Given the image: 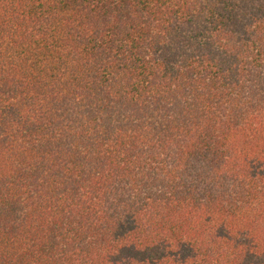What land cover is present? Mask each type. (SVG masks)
Segmentation results:
<instances>
[{"label": "trees", "instance_id": "obj_1", "mask_svg": "<svg viewBox=\"0 0 264 264\" xmlns=\"http://www.w3.org/2000/svg\"><path fill=\"white\" fill-rule=\"evenodd\" d=\"M0 264H264V0H0Z\"/></svg>", "mask_w": 264, "mask_h": 264}]
</instances>
